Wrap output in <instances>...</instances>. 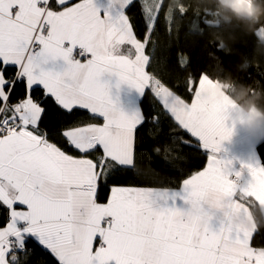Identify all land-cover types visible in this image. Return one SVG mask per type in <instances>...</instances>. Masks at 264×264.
Here are the masks:
<instances>
[{
	"label": "snow or ice",
	"instance_id": "obj_1",
	"mask_svg": "<svg viewBox=\"0 0 264 264\" xmlns=\"http://www.w3.org/2000/svg\"><path fill=\"white\" fill-rule=\"evenodd\" d=\"M208 7L139 0L137 15V0H0V264H264V222L252 211L264 213V166L244 165L243 185L241 172L230 179L231 162L216 155L232 136L230 105L227 94L208 98L225 75L264 91V72L254 85L223 58L215 74L189 71L184 49L160 50L163 19L168 37L186 21L234 55L212 35L226 33ZM251 35L264 49V23ZM253 54L264 64V50ZM251 65L244 55L241 68ZM121 85L142 101L130 113L113 96ZM200 150L206 164L192 171ZM145 166L182 178L126 181Z\"/></svg>",
	"mask_w": 264,
	"mask_h": 264
},
{
	"label": "trees",
	"instance_id": "obj_2",
	"mask_svg": "<svg viewBox=\"0 0 264 264\" xmlns=\"http://www.w3.org/2000/svg\"><path fill=\"white\" fill-rule=\"evenodd\" d=\"M167 2L170 3L171 0H167ZM193 3L208 5L209 7L204 9L205 11L219 9L225 13L227 18H229L228 22L222 21L221 19L215 21L219 22L221 32L226 34L218 35L213 32L212 35L215 36L216 39H220L226 44L235 47V54L225 55L223 53L214 52L213 48L207 46L203 38L195 37L187 31L185 26L186 21H180L177 30L171 37H168L163 31V19L159 38L160 50L163 51L166 56L172 55L174 57L175 49H184L185 54L190 57L192 61L193 67L189 69V71H196L207 66L209 70L215 74L217 71L215 61L223 58L224 62L222 66L227 72L234 73L238 78L245 79V82H250L254 85L257 84L260 73L264 72V64H258L259 56L258 54L254 55L253 52L255 50V52L258 53L264 49L259 45L257 38L251 34L256 31V25L258 23H264V0H251L255 12L250 20L237 17L233 12L222 8L214 0H193ZM134 11L139 15V0H137V8ZM244 55L252 59L251 67L241 68L240 64ZM161 66H164L162 61ZM222 84L228 87L226 94L238 107L243 110H254L256 108L264 118V91L257 89L255 92H252L251 88L247 85L235 82L231 75H225L222 78L221 85ZM140 103H142L141 99H139V104ZM256 152L258 159H260L261 166H264V140L257 143ZM189 155L192 159L188 163L193 165L190 170L195 171L206 164L207 152L203 150L193 151L189 153ZM188 170L187 167L182 169L185 173ZM181 178L182 176L178 175L174 170L158 168L157 171L153 173L152 170L146 166L141 175H129L125 177L127 182L135 183L140 186H163L170 181L178 183ZM252 211L257 217L258 222H264V214L259 207H254Z\"/></svg>",
	"mask_w": 264,
	"mask_h": 264
},
{
	"label": "rangeland",
	"instance_id": "obj_3",
	"mask_svg": "<svg viewBox=\"0 0 264 264\" xmlns=\"http://www.w3.org/2000/svg\"><path fill=\"white\" fill-rule=\"evenodd\" d=\"M249 4L252 5L251 0ZM253 6V5H252ZM213 21L221 19L222 21H229V18L221 10H208ZM216 22V21H215ZM228 90V87L222 84L220 87L210 88L208 90V98L210 102H221L226 99L225 94ZM227 102L230 105L229 110L225 113L227 123L229 127L233 128L232 136L229 140L223 141L221 146H224L225 143L232 147L233 145H238L239 143L244 144L241 147L245 149V154L252 152L257 154L256 145L260 141L264 140V118L260 115V112L255 108L250 110H243L238 107L234 101H232L229 96H227ZM233 108H236L233 110ZM230 111V112H229ZM232 111L233 117L236 119V124L234 125V120H230L229 116ZM231 118V119H232ZM255 118V124L250 123V121ZM233 122V124H231ZM231 125V126H230ZM234 126V127H233ZM243 129V130H241ZM232 145V146H231ZM235 157H240V155H234ZM218 157V156H217ZM236 172H241V178L237 181L239 184L243 185L245 183L244 179L246 174L241 170L236 169ZM230 172V171H229ZM232 173L230 179L236 180L235 173Z\"/></svg>",
	"mask_w": 264,
	"mask_h": 264
},
{
	"label": "crops",
	"instance_id": "obj_4",
	"mask_svg": "<svg viewBox=\"0 0 264 264\" xmlns=\"http://www.w3.org/2000/svg\"><path fill=\"white\" fill-rule=\"evenodd\" d=\"M112 91H113L114 99L118 97L120 106L126 112L130 113L132 110H134L136 105L139 104L140 98L138 96V93L134 89L129 88L127 85H121L119 90L113 88ZM234 109L236 108H233V110ZM232 117H233V114L231 111L230 116H229L230 118L229 121L234 120V125H235L236 119ZM231 124H233V122H231ZM242 145L244 144L239 143L238 145H235V146L231 145L232 147H229L230 145L225 143L224 146H221L220 151L216 153V155L218 156L217 158L224 160L225 162H229V161L231 162L228 167V171H230L231 173L230 177L232 176V173L236 172L235 170L238 169L246 174V178L244 179V181L246 182L247 180L250 179V175H249L248 169L243 166L247 164L255 165L257 161L260 164V159H258V156L252 152H248L249 154H245V149L241 147ZM236 154L240 155V157L238 158L235 157L234 155ZM171 203L172 202L169 201V206H171ZM175 205L184 211H187V209L189 208V205H187L182 199H179V198L176 199ZM211 223H212L213 228L219 227V214H217V217L213 219Z\"/></svg>",
	"mask_w": 264,
	"mask_h": 264
},
{
	"label": "water",
	"instance_id": "obj_5",
	"mask_svg": "<svg viewBox=\"0 0 264 264\" xmlns=\"http://www.w3.org/2000/svg\"><path fill=\"white\" fill-rule=\"evenodd\" d=\"M216 1L222 8L227 11L233 12L237 17H241L246 20H250L255 10L251 4L246 3L244 0H214ZM215 22V21H214ZM218 23L219 22H215Z\"/></svg>",
	"mask_w": 264,
	"mask_h": 264
},
{
	"label": "clouds",
	"instance_id": "obj_6",
	"mask_svg": "<svg viewBox=\"0 0 264 264\" xmlns=\"http://www.w3.org/2000/svg\"><path fill=\"white\" fill-rule=\"evenodd\" d=\"M255 118H253L251 121H250V123H253V124H255Z\"/></svg>",
	"mask_w": 264,
	"mask_h": 264
},
{
	"label": "bare ground",
	"instance_id": "obj_7",
	"mask_svg": "<svg viewBox=\"0 0 264 264\" xmlns=\"http://www.w3.org/2000/svg\"><path fill=\"white\" fill-rule=\"evenodd\" d=\"M244 1L249 4V0H244Z\"/></svg>",
	"mask_w": 264,
	"mask_h": 264
}]
</instances>
